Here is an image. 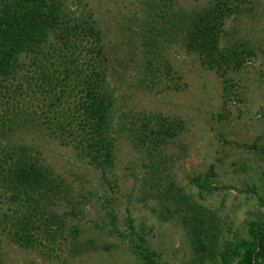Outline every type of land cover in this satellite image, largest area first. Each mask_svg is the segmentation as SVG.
<instances>
[{"label": "rangeland", "instance_id": "obj_1", "mask_svg": "<svg viewBox=\"0 0 264 264\" xmlns=\"http://www.w3.org/2000/svg\"><path fill=\"white\" fill-rule=\"evenodd\" d=\"M61 2L65 37L0 81V264H146L141 244L161 264H199L193 228L237 264L264 226V0L230 4L212 66L182 30L224 0ZM65 66L79 69L68 89ZM95 71L114 102L104 166L88 157L99 138L83 107ZM163 119L176 138L155 155L136 136ZM29 165L48 194L18 181ZM177 191L200 206L195 221Z\"/></svg>", "mask_w": 264, "mask_h": 264}, {"label": "trees", "instance_id": "obj_2", "mask_svg": "<svg viewBox=\"0 0 264 264\" xmlns=\"http://www.w3.org/2000/svg\"><path fill=\"white\" fill-rule=\"evenodd\" d=\"M235 2L240 3L242 0H224L223 3H218L194 20V28H189L186 34L185 28L182 30L185 35L186 51L188 53H198L201 56L202 64L212 66L217 63L216 45L223 31L220 17H230L233 13V7L230 4ZM62 12L61 0H0V81L16 77L23 67L20 58L30 52L32 48H41L48 43L51 37L55 39L65 37L58 32L61 24L63 25L65 21V14ZM89 31V33H86L89 36L87 40L93 39L94 34H98L92 29ZM71 70L73 72L70 74L69 67L65 66L64 68V74L66 75L64 83L67 89L73 73L79 71L78 68ZM100 76L95 71L93 75H90L91 79L85 82L86 100L83 107L85 108V114L89 115V119L93 122L92 127H89V129H91L94 136L99 138L94 139L97 146L96 154L88 155V157L92 163L104 166L108 162L110 164L114 148L107 137L112 129L109 110L114 102L112 95L109 94L108 97L106 87H104L102 79L100 80ZM141 128L136 139L141 142L142 146L147 145V147H150L155 155L159 154L170 143L171 139L176 138L178 129L175 122H168L165 119L160 121L155 130L151 129L149 124L144 123ZM94 146L95 144L91 145L92 148ZM86 147L88 148L89 145H86ZM83 152L85 153V151ZM17 173L18 181L21 180L23 183L31 185L35 184V190L39 189L41 193L48 194L49 186H46V180H43V173L33 165H29L21 171L18 170ZM12 174L14 175L13 172ZM172 201L177 206L176 210L180 206L185 207L187 210L186 216H190L193 221L196 220V215L201 213L200 206L183 197L180 191L174 194ZM38 202L36 201V203ZM40 210L42 211L43 208ZM191 231L194 233L193 236L196 240L193 242L196 246V261L199 264H204L207 260H213L216 256H219L224 264H230L232 258L230 251L216 252L213 249H208L207 246L202 245V232H196L194 228ZM251 231L253 242L245 250L242 259L237 264H264V226L253 223ZM136 251L141 254L146 264H161L155 255L144 249L142 244L137 247Z\"/></svg>", "mask_w": 264, "mask_h": 264}]
</instances>
